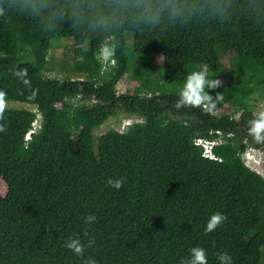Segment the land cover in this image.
<instances>
[{
	"label": "trees",
	"instance_id": "trees-1",
	"mask_svg": "<svg viewBox=\"0 0 264 264\" xmlns=\"http://www.w3.org/2000/svg\"><path fill=\"white\" fill-rule=\"evenodd\" d=\"M182 3L175 18L165 12L150 24L134 0H0V92L34 105L4 107L0 117V264H180L193 247L208 264H220L219 253L231 264H264V176L243 158L248 146L264 148L248 134L249 98L264 85V0ZM93 12L108 18L106 28L93 26ZM53 37L73 40L74 68L86 78L43 74ZM105 42L116 63L103 71ZM134 53L161 58L164 82L179 86L192 65L206 66L228 86L227 96L220 86L209 94L231 101L239 118L177 109L180 89L151 90ZM131 61L135 84L118 93ZM120 105L145 120L96 138ZM198 137L220 140L217 158ZM109 178H123L122 187ZM216 212L227 219L206 234ZM89 215L95 222L86 224ZM74 237L93 242L82 257L64 247Z\"/></svg>",
	"mask_w": 264,
	"mask_h": 264
},
{
	"label": "rangeland",
	"instance_id": "rangeland-1",
	"mask_svg": "<svg viewBox=\"0 0 264 264\" xmlns=\"http://www.w3.org/2000/svg\"><path fill=\"white\" fill-rule=\"evenodd\" d=\"M126 43L129 47L132 46L133 35L130 31H127L125 34ZM133 60H140L141 68L144 76L148 78V86L151 90L169 92L173 89H181L183 86H179L176 83H166L163 80L162 75V65L161 58H157L152 54H138L134 53L132 55ZM81 60L80 55H76L73 48V40L69 37H53L51 38V46L48 53V63L43 71V74L47 77H57V78H67V79H83L86 78V73L76 71L74 64L77 61ZM132 60V61H133ZM131 61V67L129 71L119 80L116 84V90L118 93H123L126 90H130L135 84V78L133 74V63ZM106 66V67H105ZM230 67L233 69L237 68V62L233 59L232 65ZM108 68V64L103 62V71ZM204 70L209 73V70L204 65H192L190 67V73L193 71ZM226 82V81H224ZM228 86H220V91L224 93V96L228 95ZM146 92H142L145 95H150V90L144 89ZM77 98H74L73 101H77ZM94 100H88V103H93ZM221 103L214 109L216 114H221L222 112H229L234 116L239 117L241 111L229 100L220 99ZM0 102L3 103L4 107H27L33 108L34 105L15 101L7 100L0 98ZM249 103L253 105V112L255 115L261 110H264V85L258 87V90L251 95L249 98ZM40 115L37 114L34 125H39ZM145 120V117L140 113L134 111H128L124 105H120L116 108L111 114L96 130L95 137L97 138L101 134L105 133L109 128H114L120 131H125L129 125L134 122H142ZM97 142V139H96ZM243 158L247 165L251 168L257 170L264 176V148H257L248 146L243 152ZM264 213V211H263Z\"/></svg>",
	"mask_w": 264,
	"mask_h": 264
},
{
	"label": "clouds",
	"instance_id": "clouds-1",
	"mask_svg": "<svg viewBox=\"0 0 264 264\" xmlns=\"http://www.w3.org/2000/svg\"><path fill=\"white\" fill-rule=\"evenodd\" d=\"M135 7L146 15L150 24H156L161 19V14L167 12L171 17L175 18L185 9V5L182 0H134ZM94 27H107L110 21L104 15H99L93 12L91 20ZM116 54V48L111 46L108 42L103 43L97 52V57L101 62H109L115 65L116 61L114 56ZM26 75V69L24 70ZM28 83V81H24ZM220 86V81L217 79H209L207 72L204 70L193 71L189 73L184 81L183 86L178 92V99L176 101V108L192 107L200 108L206 113H211L217 106V101L222 99V95L217 93L215 97L209 94L211 90ZM4 96L3 92H0V98ZM95 101V98H91ZM4 110L3 103L0 102V117ZM248 134L253 137L256 142L264 141V110H261L257 115L248 121ZM38 126V125H37ZM33 124V129L37 128ZM3 128H0L2 131ZM32 130V129H30ZM28 133L25 138H28ZM107 184L117 190L123 185V178L107 180ZM226 216L216 212L213 213L206 222L205 233L215 231L225 220ZM86 224L95 222V217L89 215L84 221ZM87 235V232H85ZM93 242L89 240L87 244L81 241L79 237L69 238L65 241L64 247L70 250L77 256H83L86 247H90ZM217 259L220 264H231V257L227 253H219ZM83 264H96L92 259L83 261ZM180 264H208L207 254L203 248L193 247L190 250V254L187 258L183 259Z\"/></svg>",
	"mask_w": 264,
	"mask_h": 264
},
{
	"label": "built area",
	"instance_id": "built-area-1",
	"mask_svg": "<svg viewBox=\"0 0 264 264\" xmlns=\"http://www.w3.org/2000/svg\"><path fill=\"white\" fill-rule=\"evenodd\" d=\"M220 140H208L202 137L195 139L196 144L203 146V154L210 158H217V156L212 152L211 148L214 144L218 143Z\"/></svg>",
	"mask_w": 264,
	"mask_h": 264
},
{
	"label": "water",
	"instance_id": "water-1",
	"mask_svg": "<svg viewBox=\"0 0 264 264\" xmlns=\"http://www.w3.org/2000/svg\"><path fill=\"white\" fill-rule=\"evenodd\" d=\"M235 117L237 118V116H235ZM238 118H239V117H238ZM238 118H237V119H238Z\"/></svg>",
	"mask_w": 264,
	"mask_h": 264
},
{
	"label": "flooded vegetation",
	"instance_id": "flooded-vegetation-1",
	"mask_svg": "<svg viewBox=\"0 0 264 264\" xmlns=\"http://www.w3.org/2000/svg\"><path fill=\"white\" fill-rule=\"evenodd\" d=\"M240 120V119H239Z\"/></svg>",
	"mask_w": 264,
	"mask_h": 264
}]
</instances>
